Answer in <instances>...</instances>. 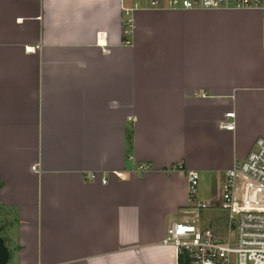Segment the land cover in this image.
<instances>
[{
	"label": "crops",
	"instance_id": "crops-1",
	"mask_svg": "<svg viewBox=\"0 0 264 264\" xmlns=\"http://www.w3.org/2000/svg\"><path fill=\"white\" fill-rule=\"evenodd\" d=\"M121 7L0 0L8 264H175L186 172L215 188L264 139L259 13L138 10L125 37Z\"/></svg>",
	"mask_w": 264,
	"mask_h": 264
},
{
	"label": "built area",
	"instance_id": "built-area-1",
	"mask_svg": "<svg viewBox=\"0 0 264 264\" xmlns=\"http://www.w3.org/2000/svg\"><path fill=\"white\" fill-rule=\"evenodd\" d=\"M121 3L125 37L132 33V14L138 10L250 11L259 13L264 21V0H121ZM124 3L129 6H123ZM233 116L227 113L224 117ZM219 127L231 131L234 125L223 121ZM146 169L145 165L138 167L141 172ZM185 177L188 203L181 218L169 224L161 242L173 248L175 264H264V139H256L246 157L223 175L219 203L227 214L224 239L209 228L199 227V215L209 203L196 199L197 173L187 171ZM88 179L97 180V174H90ZM100 182L105 185L107 180L101 178Z\"/></svg>",
	"mask_w": 264,
	"mask_h": 264
},
{
	"label": "rangeland",
	"instance_id": "rangeland-1",
	"mask_svg": "<svg viewBox=\"0 0 264 264\" xmlns=\"http://www.w3.org/2000/svg\"><path fill=\"white\" fill-rule=\"evenodd\" d=\"M123 6H129V3H124ZM218 22H225L217 19ZM264 33V22L262 23ZM220 185L210 187L204 183L199 177L197 186L196 199L198 202H207L210 198L214 202L208 205V208L202 211L199 215V227L209 228L215 236L224 239L227 235V214L220 208L219 203ZM233 237V235H231Z\"/></svg>",
	"mask_w": 264,
	"mask_h": 264
},
{
	"label": "water",
	"instance_id": "water-1",
	"mask_svg": "<svg viewBox=\"0 0 264 264\" xmlns=\"http://www.w3.org/2000/svg\"><path fill=\"white\" fill-rule=\"evenodd\" d=\"M9 252L0 238V264H8Z\"/></svg>",
	"mask_w": 264,
	"mask_h": 264
}]
</instances>
